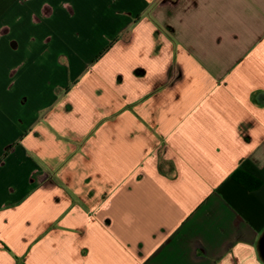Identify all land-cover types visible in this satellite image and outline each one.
<instances>
[{
  "label": "crops",
  "instance_id": "crops-1",
  "mask_svg": "<svg viewBox=\"0 0 264 264\" xmlns=\"http://www.w3.org/2000/svg\"><path fill=\"white\" fill-rule=\"evenodd\" d=\"M0 264H264V0H0Z\"/></svg>",
  "mask_w": 264,
  "mask_h": 264
},
{
  "label": "trees",
  "instance_id": "trees-1",
  "mask_svg": "<svg viewBox=\"0 0 264 264\" xmlns=\"http://www.w3.org/2000/svg\"><path fill=\"white\" fill-rule=\"evenodd\" d=\"M232 178L245 185L249 191L258 190L262 187L263 182L261 179L249 174L247 171L244 170H237L235 173L232 174Z\"/></svg>",
  "mask_w": 264,
  "mask_h": 264
},
{
  "label": "rangeland",
  "instance_id": "rangeland-1",
  "mask_svg": "<svg viewBox=\"0 0 264 264\" xmlns=\"http://www.w3.org/2000/svg\"><path fill=\"white\" fill-rule=\"evenodd\" d=\"M43 34H45L44 31H43ZM97 44H98V43H96V42H92V47H96ZM91 52H96V51H93L92 49H91V50H86L85 54L88 55V54H90ZM88 61H89V60L86 61V68H88L89 66H91V63L88 64ZM88 65H89V66H88ZM37 83H40V80H39V79L37 80ZM19 128H20V127H19Z\"/></svg>",
  "mask_w": 264,
  "mask_h": 264
}]
</instances>
